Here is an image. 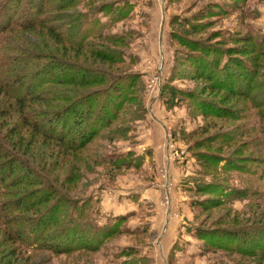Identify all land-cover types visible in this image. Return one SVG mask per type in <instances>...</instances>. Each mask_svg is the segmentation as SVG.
I'll return each instance as SVG.
<instances>
[{
	"label": "rangeland",
	"instance_id": "1",
	"mask_svg": "<svg viewBox=\"0 0 264 264\" xmlns=\"http://www.w3.org/2000/svg\"><path fill=\"white\" fill-rule=\"evenodd\" d=\"M41 2L42 18L61 34L62 41L45 29L19 30L25 46L27 40L36 44L32 53L38 59L36 70L44 72L57 65L52 73L59 76L76 65L106 81L56 88L64 90L71 101L77 99L67 114L71 101L39 102L27 109L71 118L69 132L63 133L70 142L77 135L75 129L85 127L100 111L101 102L108 103L118 117L76 151L24 127L22 137L27 141L20 143L24 150L18 154L35 172L43 173L47 184L63 192L39 213L60 199L59 206H69L75 213L79 228L99 223L116 232L97 250L75 243L78 249L59 254L35 245L23 247L7 231L17 237L26 224L9 228L8 223V229L4 226L8 218H1L0 264H264V54L260 53L264 0H74L62 10L59 0ZM120 8L124 13L114 17ZM21 12L25 14V7ZM74 17L82 19L80 26L72 24ZM175 17L179 25L172 24ZM172 30L193 40L218 43L221 49L216 58H210L216 72L208 67L199 72L201 66H191L188 57L183 58L186 48L172 37ZM7 35L14 38V32L3 37ZM247 35L251 42L244 39ZM73 41L83 44L76 47ZM232 49L241 50L233 53ZM114 51L119 53V63H109L99 54ZM13 58L26 59L24 55ZM11 60L9 67L31 69ZM208 71L219 72L227 89L212 82ZM245 86V91L240 90ZM118 89L122 94L117 99ZM6 97L0 95L2 105L7 99L14 103ZM89 104L92 109L87 113ZM19 118L16 111L10 125L19 123ZM7 131L0 130V139ZM208 136L218 137L212 151L236 158L241 169L228 172L201 164L190 149L195 150L194 143ZM9 141L2 146L13 148ZM122 159L134 166L113 165ZM203 174L209 181L215 178L239 189L237 198L213 202L212 193L194 194ZM41 180L38 177L36 185L25 189H38ZM12 191V187L5 189L0 203L15 199ZM195 201H206L207 208H194ZM57 219L44 235L53 244H68L63 239L67 232L55 237L62 230V212ZM196 228L221 229L226 234L235 231L238 241L224 249L205 250L203 240L192 234Z\"/></svg>",
	"mask_w": 264,
	"mask_h": 264
},
{
	"label": "trees",
	"instance_id": "2",
	"mask_svg": "<svg viewBox=\"0 0 264 264\" xmlns=\"http://www.w3.org/2000/svg\"><path fill=\"white\" fill-rule=\"evenodd\" d=\"M59 2L61 6V8H59L62 10V8L69 5V3L73 4L74 0H59ZM24 7L25 14L21 12ZM29 7L35 9H30ZM44 10L45 9L41 0H0V95L3 94L8 96L6 98L14 99V103L11 99H7V102H4V105L0 102V130L4 128H6V130L8 129L5 137L0 139V194L2 193L3 195L5 189L12 187L14 188V191L10 192V194H14L13 198H15L4 201V203H0V219L8 218V220L4 223V226L7 227L9 223V225H11L9 228L15 224H19L21 226L26 224V227L25 225V228L23 227L24 231L17 235V237H14L10 230L7 231L8 235L13 240L19 242L23 247L35 245L38 248H46L50 251L64 254L78 249L75 244L78 243L87 246V248H94L97 250L104 244L103 240L115 234L116 231L112 227H105L99 223V225L88 224L79 228L80 224L75 222V219H73L75 213L69 211V206L66 208L62 205L59 206L60 199L57 200L53 207L50 209L48 208L45 213H39L42 207L47 205V202L54 197L60 198L63 192H60L54 184H47V182H45L46 178H43V173H39L38 171L35 172L33 167L29 165L28 161H25L26 159H22L18 154L20 153V150H24L20 143H26L27 141L22 137V129L24 127L32 128L35 132L56 140L63 146L69 148L71 151H76L90 144L98 133L106 128H109L113 121L118 117V113L110 112L111 109L108 103L101 102L100 111L96 113V116L91 119L89 121L90 123L85 127L81 128L80 126L75 129L77 135H73V140L70 142L63 133L69 132L71 118L67 120L59 116L57 118L49 117L38 108H31V110L27 109V107L30 108L32 104H37L39 102L44 103L58 100L68 102L71 101V98L67 97L64 90L56 89L61 86L71 85L83 87L92 84H103L106 81L105 77H99L95 72H88L82 67L76 65L69 67V71L65 73V75H59L60 77L54 76L52 73V70L56 69L57 65H53L52 69H45L44 72H42V70L40 71V69L38 71L36 70V68L39 67L37 63L38 59L32 54L36 44L31 40H27L25 42L29 45L25 46L20 41L21 39L24 40V36L19 33V30H21V32L30 31L36 33V31L41 32L40 30L45 29L48 31L49 35L52 34L58 39V41H62L61 34L57 33L54 27L49 26L50 23L42 18ZM103 10H108V8L104 7ZM123 13V9L120 8L117 12H115L114 17ZM176 20L177 18L175 17L172 24L179 25ZM71 21L72 24L75 23L79 26L82 24L81 18L74 17ZM193 24L194 25L192 26H195L196 23ZM6 32H14V38L8 35L3 37ZM171 35L179 42L180 45L186 48L183 58L187 56L190 60L191 66L195 68H197V66H201L202 70L199 72H202L205 67H208L211 72H216L217 67L211 64V62H213L214 59L213 55L216 58V54L219 52V49H221V47L217 45L218 43L206 42L197 39L193 40L190 37L180 35V33L175 30H172ZM245 38H247L248 42H251L249 35L244 37V39ZM73 43L76 47L83 44L79 41H73ZM237 50L239 51L241 49H232V52L237 53ZM247 52L248 51H243L241 53L246 54ZM260 53L264 54V46L260 48ZM99 54L101 57L106 58H102L103 60H107L109 63L120 62L118 57L119 53L117 51H114L109 55L101 52H99ZM229 54L232 56L231 52ZM6 55H8L9 58H7ZM13 55H24L26 59L23 60L22 58H13L12 61L11 57ZM9 59L12 62L25 64L27 68L30 67L31 69L28 71L9 67V64L7 63ZM235 60L239 59L236 58ZM210 71H208L207 75L210 80L215 84L222 86V88L227 89L226 86L228 83H226V80L220 79L219 72L218 74H213L210 73ZM232 80L234 81V78ZM48 84H52L53 86L51 88H46ZM165 86L167 87V85ZM246 88L247 86H245V88H240V90L242 89V91H245ZM121 94L122 90H116L117 99ZM89 96L85 97L87 102H89ZM75 102H77V99H72L70 103L71 105H69L68 108L66 107V114L70 112L69 109ZM115 102L116 100L113 102V105L116 107L117 104ZM78 103L81 105L82 102L80 101ZM12 105L17 106V108L13 110ZM91 109L92 107L89 104L87 113L91 112ZM16 111L20 114L19 123L11 122L10 125L12 116ZM73 112L75 111L73 110ZM39 117H41V120H39ZM49 124H52L54 128L58 127L60 129L59 133L52 131V129L47 126ZM75 124L78 125L79 122L75 121ZM55 133H57V135ZM70 136L72 137V135ZM7 139L10 140L9 143L13 148H10L7 145L2 146V143H4ZM217 139L218 137L211 136L202 138L194 143V147L197 145V148L195 150L194 148H191L190 150L193 152L196 159L208 168H212L214 166L213 168H218L228 172L241 169V165L238 163L236 158L223 155L219 151H212L211 148ZM14 147L17 152L14 150ZM114 163L115 164L113 165L118 167L124 166L130 168L134 166L132 163H128L123 159L122 161H115ZM204 175L205 174L201 176L202 179H199L195 183L193 188L194 194L212 193V196L216 198L215 200H210L213 202H227L229 199L237 198L236 196H238L239 189L234 187L231 188L226 182L219 181L215 178L212 181H209L205 179ZM38 177L43 179V181L41 180L38 183L41 187L34 190L25 189L36 185ZM9 180L10 183H8ZM52 182L54 181L52 180ZM206 203V201H195L194 203L192 202V205L194 208L201 206L203 210H205V208H207ZM60 212L63 213V219L61 220L62 230L59 235H56L55 237L62 238V233L67 232V235L64 234L63 239H67L66 242L68 244H64L62 241L53 244L52 241L54 240H47L48 238L44 235L46 230H51V228L58 223L59 220L57 219V215ZM18 214H26L24 216L27 217H13ZM40 215H43V217L41 218ZM123 219V217L120 218V220ZM22 221H25L26 223H23ZM115 225H117V223L113 224V226ZM79 232L81 235H79ZM192 234L198 239L203 240L205 243V250H209V248L213 247L216 248V246L224 249L228 244L238 241V234L235 231L232 233L228 232V234H226V230L221 231V229L209 230L207 228H196L193 230ZM55 237L52 238L55 239ZM226 239L227 244L225 243ZM50 242H52L51 245Z\"/></svg>",
	"mask_w": 264,
	"mask_h": 264
},
{
	"label": "crops",
	"instance_id": "3",
	"mask_svg": "<svg viewBox=\"0 0 264 264\" xmlns=\"http://www.w3.org/2000/svg\"><path fill=\"white\" fill-rule=\"evenodd\" d=\"M156 122H159V124H161V125H163L159 120H157ZM164 126V125H163ZM167 142V141H166ZM166 150L168 151V149H167V147H166V145H165V154H166ZM169 165H171V164H169ZM169 169V168H168Z\"/></svg>",
	"mask_w": 264,
	"mask_h": 264
}]
</instances>
